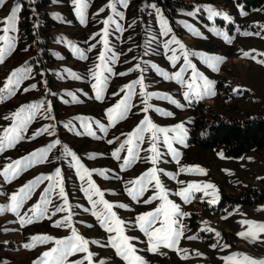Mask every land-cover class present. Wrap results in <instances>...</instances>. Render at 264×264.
I'll return each instance as SVG.
<instances>
[{"label": "rangeland", "instance_id": "obj_1", "mask_svg": "<svg viewBox=\"0 0 264 264\" xmlns=\"http://www.w3.org/2000/svg\"><path fill=\"white\" fill-rule=\"evenodd\" d=\"M176 1L180 5L172 12V19L161 6L154 2L130 0L127 8L118 5V10L124 12L125 18L120 22L125 30L118 32L110 27L109 41L113 51L119 54V60L112 64L114 72H126L135 64L140 63L142 68H146L144 76L148 91L168 94L183 105V107H179L169 100L153 97L149 103L154 108L149 110L148 115L159 126L172 127L183 123L187 129L185 145H174L181 153L179 163L171 158L161 144L160 150L164 152V155L157 167L164 169L165 172L176 174L175 180L163 174L160 178L164 186L172 193L169 198L180 204L184 212L190 213L189 216L183 218L186 231L179 242V247L186 250L188 258H182L184 253H178L168 248H161L160 253L147 251V238L138 228L130 226L138 214L151 211L158 201H154L150 205L143 203V199L152 195L151 188L144 193L140 203L132 201L124 191L126 181L135 179L152 166L143 159L147 155L146 153L141 152L142 159L124 171L120 169V161L111 156L112 151L119 147L124 139L121 133L130 132L143 119L144 114L140 111L142 97L139 95V86L136 88L137 95L131 101L133 107L127 113V118L120 120L114 127L108 126L106 109L115 105L123 97L124 93L120 92V89L137 79L140 73L132 71L126 76L105 73L109 79L103 100L95 98V90L92 88L94 80L88 70L96 62L102 46L96 44V47L89 51L90 45L96 43L90 37L104 27L101 21L111 14L106 9L96 15L97 11L107 3V0H88L89 7L85 13L86 23H81L76 16L71 0H7V3L0 7V20H2L9 15L10 10L16 4L21 5V10L17 14V31L10 33L16 36V48L5 62L0 64V86L3 85L13 69L25 65V62L32 69L30 78L23 81L16 94L6 96L0 102V130L12 123L11 120H5L4 117L10 116L22 104L45 101V106L48 107L50 104L51 107L50 113L42 115L43 109L41 113H37L35 119L29 123L24 138L14 147L5 146L4 151H0V169L36 149L45 147L56 139L61 141V144L48 154L46 162L29 167L11 183L5 182L3 176L0 175V205H7L10 194L34 177L51 174L59 167L63 185L74 212L73 226L80 235L89 241L98 240L100 245H106L108 233L100 227L90 211L84 210L85 208L90 209L91 204L81 190L82 182L73 167L74 161L71 157L63 155L64 146H67L76 153L81 163L89 170H106L107 178L93 171L91 179L104 192V198L107 201L114 205H128L127 208L116 206L113 210L126 222V234L137 238L132 242L138 249V254L143 256L148 264H227L225 258L234 254L247 255L258 260L264 259V233H261L256 241L237 235L248 228V225L242 221L264 223V203H233L236 197H244L249 189L260 188L263 185L262 179L259 178H264V148H254L240 157H228L224 154L222 146L203 148L189 143L190 128L199 113V108L208 111L207 107H211L214 112L225 119H245L257 114L264 115V64L257 62V60L264 59V56L257 55V53H264V3L259 7L249 9L246 7L245 0ZM151 4H155L168 20L169 26L172 28L170 35H175L186 45L189 52L226 58L218 65L219 70L215 71L199 56H190L197 70L215 82V96H208L199 101L193 100L189 104L183 97L185 88L174 80H165L154 69L144 64L143 61H149L172 73L177 71L183 63L181 57L176 68H173L164 55L166 50L155 41L148 50L149 54L144 56L148 40L153 36L159 37L155 10L148 7ZM237 4L244 6L247 15L240 14ZM209 5L218 11L227 13L232 18V22H228L222 17L210 20L206 10V6ZM197 6L200 11L194 16L188 15V13L194 12ZM23 9H26L29 15L32 39L23 34L19 23ZM57 14L59 18H57ZM133 21L136 23L129 28L128 25L133 24ZM186 24L198 29L201 35H195L186 27ZM212 29L226 33L230 37L231 43L226 41L222 35H216ZM244 32H259L260 35H243ZM70 44L79 48L88 58L81 59L69 46ZM129 48L132 51H128ZM250 50H255L253 55L256 56V59L243 56V51ZM133 57L137 59H133ZM140 57H143V60H140ZM65 69L75 72L80 79L72 78L65 72ZM190 74L189 71L185 75L186 80ZM32 84H36L37 87L31 89ZM24 88L30 90L25 92ZM236 88H239L240 91H233ZM68 92L74 93L78 102L73 101L67 95ZM113 93L119 94L113 95ZM200 104L201 107H198ZM155 108L171 112L173 115H161L155 111ZM48 115L54 119L45 118ZM77 117L81 119H77ZM82 120L92 122L91 129L96 133L95 136L88 134ZM95 121H100L107 126V132H104ZM45 125H52L55 135L45 133L36 136L35 139H29ZM116 137H120V139L117 140ZM109 140H113L114 143L109 144ZM144 147H147V144ZM220 153H223V157L219 155ZM92 154L97 155L95 158H90ZM124 155L125 153H121L122 157ZM195 166L205 169L207 174L179 171L181 167ZM179 181L184 183L181 184ZM188 183L215 184L218 189V203L215 205L208 203L212 197H204L203 193H196L191 203H184L174 193ZM47 184L48 182L45 181L35 189L32 198L21 209V215L37 203ZM60 203L62 202L53 196L52 204L48 209L49 215ZM29 215L31 214L29 213ZM65 215L66 213H57L51 219L42 217L34 220L31 224L21 226L14 213L4 211L0 214V255L2 258L0 264H3L4 261H7V264H33V261L37 260L42 253L55 246L54 241L37 243L33 248H25L23 245L29 243L30 237L36 235H48L56 239L70 236V228L55 226V222L61 220ZM201 228L215 229L220 232L221 236L217 238L214 232L200 231ZM192 235H196L198 238L187 239ZM212 244H217V247H211ZM100 245L89 244V250L95 253L94 264H98L100 260H103L104 264H125L120 257L115 255L114 249ZM224 245H228V247H224ZM84 255V253L78 252L69 256V264L72 261L81 260Z\"/></svg>", "mask_w": 264, "mask_h": 264}, {"label": "snow or ice", "instance_id": "obj_2", "mask_svg": "<svg viewBox=\"0 0 264 264\" xmlns=\"http://www.w3.org/2000/svg\"><path fill=\"white\" fill-rule=\"evenodd\" d=\"M129 2L130 0H107V3L97 11L96 15H99L108 9L111 14L101 21L104 27L90 37V39L95 40L96 43L91 44L88 50L91 51L96 47V44H101L102 50L99 51L96 62L88 71L94 80L92 88L95 90V98L97 100L104 99V92L109 79V76L105 75V73L119 76H126L132 71H138L140 73L137 79L124 85L120 89V92L124 93L123 97H121L115 105L106 109V117L109 121L108 126L114 127L120 120L127 118V113L133 107L131 101L133 97L137 95L136 88L139 86V95L142 97L140 101L142 105L140 111L144 114L143 119H141L130 132L121 133L124 139L119 144V147L112 151L111 156L115 160L120 161V169L124 171L142 159L140 155L141 152L147 154L143 159L146 162H149L152 166L142 172L135 179L126 181L124 191L132 201L140 203L144 193L148 192L149 188H151L153 190L152 195L147 199H143V203L146 205H150L154 201H158V203L151 211L138 214L134 223L130 226L138 228V230L147 238V251L151 253H160L161 248H168L178 253H184L182 258L187 259L186 250L179 247V242L181 238L184 237L186 231V225L183 222V218L189 216L190 213L184 212L180 204L175 203L169 198L172 193H170V191L164 186L160 178L161 174H163L175 180L176 174L165 172L164 169L157 167L164 155V152L160 150L161 144L171 158L176 163H179L181 153L174 145H185L187 129L183 123H179L172 127L159 126L154 123L148 115L149 110L154 108V106L149 103L153 97L169 100L171 103L176 104L179 107H183V105L179 104L177 100L168 94L148 91V85L145 84L144 76L146 68H142L140 63L135 64L133 68H129L126 72L120 73L114 72L112 67V64L119 60V54L113 51V48L110 46L109 29L110 27H113L118 32H123L125 30L120 22L125 18L124 12L118 10L117 6L119 5L122 8H127ZM6 3L7 0H0V7H3ZM71 3L74 6L75 14L80 19V22L86 23L85 13L86 9L89 7L88 0H71ZM236 6L241 15H247L242 4H237ZM148 7L155 10V15L158 19L159 37L153 36L148 40L144 56L149 54L148 50L151 48L153 41H155L158 45H162V48L166 50L164 55L173 68H176L181 57L183 58V63L177 71L172 73H169L149 61H143L144 64L154 69L156 73L165 80H174L177 84L185 88L186 90L183 91V97L189 104H191L193 100L199 101L208 96H215V82L197 70L196 65L192 63L190 56H199L205 64L215 71L219 70L218 65L226 58L199 52H189L186 45L175 35H170V33H172V28L169 26V22L164 17L162 11L158 9L155 4L148 5ZM20 10L21 5L16 4L10 10L9 15L0 20V25H2V27H0V33H2L0 34V64H3L6 58L11 55L16 48V36L10 33H15L17 31V14ZM206 10L210 20L215 17H222L224 20L232 22V18L227 13L218 11L211 5L206 6ZM199 11L200 8L197 6L196 10L188 13V15L194 16ZM57 18H59L58 14ZM135 23L136 22L133 21V24L128 25V27H133ZM186 27H188L195 35H201L200 31L193 28L191 25L186 24ZM212 31L218 36L222 35L226 41L231 43V39L226 33L220 32L216 29H212ZM243 35H260V33L244 32ZM97 37H99V39H97ZM69 46L73 48V51H75L81 59L86 60L88 58L79 48H76L71 44ZM128 51H132V49L129 48ZM254 51L255 50L243 51L242 54L244 57L256 59V56L253 55ZM178 52L179 55H177ZM257 55L264 56V53H257ZM133 59L137 58L133 57ZM139 59L143 60V57H140ZM257 62L264 64V59L257 60ZM189 71L191 74L186 80L185 75L188 74ZM31 72L32 69L27 66V62H25V65L13 69L3 82V85L0 86V102H2L6 96L15 95L20 89L23 81L30 78ZM65 72L74 79H80L79 75L72 72L70 69H65ZM36 87V84L31 85V89H35ZM29 90V88L23 89L25 92ZM233 91L239 92L240 89L236 88ZM118 94L119 93H113V95ZM67 95L70 96L73 101L78 102L74 93L68 92ZM42 109L43 113H41ZM50 111V104L46 107L45 101H39L31 104H22L15 112L11 113L10 116H5L4 119L11 120L12 123L8 127L0 130V151H4L5 146L14 147L16 143L24 138V133L26 132L29 123L35 119L37 113L43 115L44 113H50ZM155 111L165 116L173 115L171 112L164 111L160 108H155ZM45 118L54 119V117L50 115L45 116ZM77 119L81 118L77 117ZM82 123L89 135H96L91 129L92 122L82 120ZM95 123L99 125L104 132H107V126L100 123V121H95ZM52 127V125H45L38 129L31 137H29V139H35L36 136L45 133L48 135H55L54 131H52ZM115 139L118 140L120 137H116ZM108 143L112 144L114 141L109 140ZM60 144L61 141L56 139L45 147L36 149L28 155L10 162L5 165L3 169H0V175L3 176L5 182L11 183L12 180L16 179L21 172L26 171L29 167H33L37 163L46 162L51 150ZM145 144H147V147H144ZM121 153H125V155L122 157ZM63 155L71 157L72 161H74L73 167L76 170L79 180L82 182L81 190L91 204L90 209L85 208L84 210L90 211L98 221L100 227L108 233L107 244L100 245V241L98 240L89 241L80 235L73 226L72 217L74 212L68 199V193L65 191L63 185L61 169L57 167L53 173L48 175H38L22 185L17 191L10 194L9 203L7 205H0V214L4 211L14 213L18 217L21 226L31 224L34 220L42 217L51 219V217L55 216L57 213H66L61 220L55 222V226H66L70 228V236L63 239H56L48 235H36L30 237V242L23 245L25 248H33L37 243L54 241L55 246L42 253L37 260L33 261V264H69L68 257L78 252L84 253V257L81 260L72 261L70 264H85V261H87V264H94L93 257L95 256V253L89 250L90 243L102 247H111L114 249L115 255L120 257L125 264H148V261L138 254V249L132 242L137 238L126 234V222L113 210L116 206L127 208L128 205H114L112 202L107 201L104 198V192L91 179L93 171H96L99 175L107 178L106 170H89L81 163V160L76 153L67 146H64ZM96 155L97 154H92L90 158H95ZM219 155L223 157V153H220ZM179 171L207 174L206 170L199 166L181 167ZM117 178L119 179V177ZM45 181H47L48 184L40 194L37 203L33 204L27 212H24V214L21 215V209L24 207L25 203L32 198L35 189ZM179 183L183 184L184 182L179 181ZM196 193H203L204 197L211 196L212 198L208 203L212 205L218 203V189L213 183H188L186 186L177 190L174 195L180 197L184 203H191L195 198ZM53 196L58 198L62 203L56 205L54 211L49 215L48 209L52 204ZM29 213L31 215H29ZM203 223L206 224L207 222ZM242 223L248 225V228L245 231L237 233V235L242 238L256 241L259 239L260 234L264 233V223H256L247 220L242 221ZM89 227H91V225H89ZM4 230L7 231V229ZM200 231L214 232L217 238L221 236L220 232L212 228H201ZM197 238L196 235L187 237L189 240ZM211 247L215 248L217 247V244H212ZM224 247H228V245H224ZM197 255H200V253H197ZM225 260L227 261V264H264V259L258 260L242 254H234L233 256L226 257ZM3 264H7V261H4ZM98 264H104V261L100 260Z\"/></svg>", "mask_w": 264, "mask_h": 264}, {"label": "trees", "instance_id": "obj_3", "mask_svg": "<svg viewBox=\"0 0 264 264\" xmlns=\"http://www.w3.org/2000/svg\"><path fill=\"white\" fill-rule=\"evenodd\" d=\"M161 6L163 11L173 18L180 3L176 0H145ZM264 0H245L246 7L251 9L259 7ZM23 34L32 39L29 15L26 9L21 11L19 20ZM201 107V104L198 105ZM199 113L190 128L189 143L203 148H217L222 146L223 152L228 157H240L254 148H264V115L257 114L245 119H225L214 112L211 107ZM260 188H251L244 197H236L233 203L245 204L264 203V179ZM233 205V204H232ZM0 255V261H1Z\"/></svg>", "mask_w": 264, "mask_h": 264}]
</instances>
